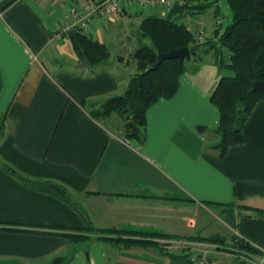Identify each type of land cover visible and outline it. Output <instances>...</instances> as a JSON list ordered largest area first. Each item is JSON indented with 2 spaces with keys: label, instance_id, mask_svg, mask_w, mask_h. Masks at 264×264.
Here are the masks:
<instances>
[{
  "label": "crops",
  "instance_id": "1",
  "mask_svg": "<svg viewBox=\"0 0 264 264\" xmlns=\"http://www.w3.org/2000/svg\"><path fill=\"white\" fill-rule=\"evenodd\" d=\"M98 1L0 0V264H171L152 244L126 245L92 232L75 242L68 230L47 225L235 235L264 251V212L255 210H264V100L245 121L246 142L219 156L212 148L219 112L209 95L221 69L209 53L191 57L174 95L147 108L142 142L124 136L118 113L88 112L122 94L137 71L132 53L143 42L138 25L146 15L183 22L205 38L219 25L208 27L206 9L183 14L163 6L94 17L81 31L106 44L109 57L90 70L75 68L82 58L68 33L56 37L53 30L71 5L86 14ZM4 164L62 184L68 201L28 187ZM5 222L27 224L1 228L10 226Z\"/></svg>",
  "mask_w": 264,
  "mask_h": 264
},
{
  "label": "trees",
  "instance_id": "2",
  "mask_svg": "<svg viewBox=\"0 0 264 264\" xmlns=\"http://www.w3.org/2000/svg\"><path fill=\"white\" fill-rule=\"evenodd\" d=\"M231 14V21L223 28L217 26L214 35L208 39L198 40L193 31L187 28L183 22H177L161 16L146 15L138 25V30L149 43L141 42L133 51L137 71L130 75L124 92L108 97L98 106L88 109L94 118H104L111 113H118L123 120V132L126 138H134L142 142L146 136V110L160 98H169L178 88L179 78L187 70L185 59L170 58L162 60L155 69H144L154 61L158 52H167L182 47H188L191 57L201 60L202 55L211 53L214 64L219 68L229 69L232 74L221 75L209 95V99L219 112V119L214 132L218 135V141L212 148L218 151L219 156H224L232 144L246 142L243 133L245 121L256 104L264 100V89L251 91L253 82L264 81V0H225ZM219 0H176L171 7L173 12H199L214 6L218 10ZM69 38L75 52L82 58L84 53L91 64H100L109 57L106 44L92 39L90 36L76 28L69 31ZM82 106L86 103L80 101ZM87 106V105H86ZM136 117L134 120L133 117ZM199 130H205V126H198ZM4 130L3 120H0V137ZM3 168L18 178L28 187L53 194L58 198L68 201L66 188L62 184L52 180H36L19 175L15 169L4 164ZM125 195H140L142 193H123ZM264 212L261 209H255ZM246 217V216H244ZM0 223L2 221L0 220ZM10 226L1 228H15V224H27L19 222H5ZM48 228L71 229L65 225H47ZM85 230L87 233L65 232L72 241H79L89 237V233H95L96 238L103 240H123L126 245L141 244L155 245L166 254L171 264H190L187 255L171 252L165 246L166 243L153 241L152 239H131L103 235V233L124 232L116 228H94L91 225L74 227ZM126 232V231H125ZM151 235L173 236L165 233L153 232ZM176 237V236H173ZM236 241L234 245L239 249L252 253L262 251L241 238L232 236ZM200 238V237H199ZM209 241H217L215 236L201 237ZM182 250L181 247L177 251ZM178 251V252H179Z\"/></svg>",
  "mask_w": 264,
  "mask_h": 264
},
{
  "label": "rangeland",
  "instance_id": "3",
  "mask_svg": "<svg viewBox=\"0 0 264 264\" xmlns=\"http://www.w3.org/2000/svg\"><path fill=\"white\" fill-rule=\"evenodd\" d=\"M217 12L219 13V16H220L219 18L212 17L211 7L209 9H206L205 12L203 13H205V17L206 15H208V18H207V20H209L208 27L214 25L213 23H215V26L218 25V23H216V20L222 18L223 22L219 25V29L222 30L231 21V14H230V11L228 9V6L225 0H219ZM193 33L198 40H203V38L204 39L209 38V37L205 38L206 36H204L203 34L197 33L195 30L193 31ZM209 36L212 37L213 34ZM140 40H142L143 42L149 43V40L147 38H140ZM208 55L213 60V56L210 52ZM228 74H232V72L229 69H226V68L221 69V75H228ZM90 108L91 107H89V109ZM122 125H123V120H122ZM142 194H144L145 196H140V195H130V196L149 197V198L151 197L148 194H145V193H142ZM67 230H68L67 232H69V229ZM124 230L125 229H123V231ZM125 231L118 232V233L115 232V233H107V234L104 233V234L108 236L120 237V238L130 237L131 239H138V240L146 239V238L152 239V240L159 239L160 242L166 243L165 246L171 252H177V254H180V255H187L188 256L187 259L188 261H190V264H264V251H262L259 254V253H252L249 251H245L243 249H239L238 247L234 245V242L236 240L233 239L232 236L219 237L217 235H212L220 239H216L217 241H209L206 239H201V237H205V236H199V235L190 236V237L185 236L184 238L176 236V235H174L176 237H173V236L163 237V236H158V235H151L153 231L141 232V231L127 230V229ZM71 233H87V231L73 229ZM180 247L182 250L180 251L178 250L179 251L178 252L177 248L179 249ZM214 254H217V255H214ZM176 264H180V262H177Z\"/></svg>",
  "mask_w": 264,
  "mask_h": 264
},
{
  "label": "built area",
  "instance_id": "4",
  "mask_svg": "<svg viewBox=\"0 0 264 264\" xmlns=\"http://www.w3.org/2000/svg\"><path fill=\"white\" fill-rule=\"evenodd\" d=\"M175 1L176 0H99L95 7L86 14L78 11L74 5H71L67 13L63 16L62 23L53 30V34L56 37H61L63 34H67L73 29H84L94 17L110 19L114 15L120 13L122 9L130 8L131 6H137L144 9L157 6L171 8ZM69 15L73 17L72 23H67L66 21ZM222 22V18L216 20L218 25Z\"/></svg>",
  "mask_w": 264,
  "mask_h": 264
},
{
  "label": "water",
  "instance_id": "5",
  "mask_svg": "<svg viewBox=\"0 0 264 264\" xmlns=\"http://www.w3.org/2000/svg\"><path fill=\"white\" fill-rule=\"evenodd\" d=\"M170 58L185 59L186 61H189L191 59V54H190L188 47H182V48H178L175 50H169L167 52H158L154 61L152 63H150L144 69V72L147 70L155 69L162 60L170 59ZM74 67L79 68V69L86 68L87 70H90L91 69V62L89 61L87 56L83 53L82 54V60L78 64L74 65ZM262 89H264V81L256 80L253 82L251 91L262 90ZM133 118H134V120L136 119L135 116ZM48 264H56V262L51 261Z\"/></svg>",
  "mask_w": 264,
  "mask_h": 264
}]
</instances>
